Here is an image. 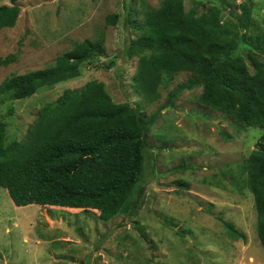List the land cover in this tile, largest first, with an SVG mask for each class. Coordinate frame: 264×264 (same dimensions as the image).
Returning <instances> with one entry per match:
<instances>
[{"label":"rangeland","instance_id":"rangeland-1","mask_svg":"<svg viewBox=\"0 0 264 264\" xmlns=\"http://www.w3.org/2000/svg\"><path fill=\"white\" fill-rule=\"evenodd\" d=\"M143 2L158 6L160 0H20L16 24L0 29V83L53 64L86 38H103L106 49L84 64L79 77L14 101L11 116L0 101L8 141L26 138L46 102L91 79L103 81L116 102H138L148 115L162 109L147 136L150 167L138 185L144 194L137 216L121 213L105 220L87 211L17 206L0 186V264H264L253 194L241 185L240 171L264 130L239 126L233 117L202 105L200 86L178 92L175 106L164 108L168 91L191 76L186 71L162 88L160 100L147 104L133 85L138 58L125 51L136 37L130 19L142 15ZM250 2L254 20L264 27V0ZM111 14L118 15L115 24L107 21ZM234 43L239 45L236 38ZM238 48L255 72L247 49ZM10 55L15 60L4 65L1 60ZM182 180L187 185H180ZM224 221L246 239H230Z\"/></svg>","mask_w":264,"mask_h":264},{"label":"trees","instance_id":"trees-1","mask_svg":"<svg viewBox=\"0 0 264 264\" xmlns=\"http://www.w3.org/2000/svg\"><path fill=\"white\" fill-rule=\"evenodd\" d=\"M18 1L0 4V29L16 24ZM190 1V8L186 0H160L158 6L143 2L142 15L130 19L136 37L125 51L128 58H138L134 87L151 104L162 98V88L179 72H190L186 81L168 91L164 108L175 106L178 92L200 86L202 105L233 117L239 126L264 130V27L254 20L250 0L239 5L236 0ZM117 17L108 15L107 21L115 24ZM238 47L247 49L255 72L237 53ZM105 52L103 38H86L53 64L4 79L0 101L6 113L12 115L16 100L79 77L84 64ZM14 60L10 55L1 62ZM161 110L148 115L138 102H116L103 81L91 79L46 102L22 140L8 141L7 121L0 119V186L17 206L87 211L105 220L121 213L137 216L144 194L138 185L150 167L147 136ZM240 171L245 175L241 185L253 194L264 247V132ZM180 185L187 184L182 180ZM224 225L230 239H246L233 223Z\"/></svg>","mask_w":264,"mask_h":264}]
</instances>
